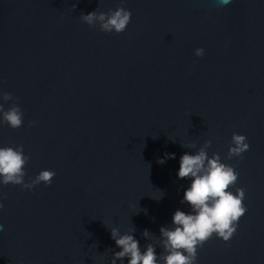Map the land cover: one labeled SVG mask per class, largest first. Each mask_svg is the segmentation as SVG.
<instances>
[{"label": "water", "instance_id": "95a60500", "mask_svg": "<svg viewBox=\"0 0 264 264\" xmlns=\"http://www.w3.org/2000/svg\"><path fill=\"white\" fill-rule=\"evenodd\" d=\"M119 6L132 12L121 33L79 19ZM0 82L24 112L22 127L0 125V146L24 145L26 181L56 172L0 185V264H111V227L135 228L159 258L160 228L191 211L180 158L208 139L239 172L230 190H246L247 212L197 264H264V0H0ZM234 132L250 149L228 159Z\"/></svg>", "mask_w": 264, "mask_h": 264}, {"label": "clouds", "instance_id": "9594fccd", "mask_svg": "<svg viewBox=\"0 0 264 264\" xmlns=\"http://www.w3.org/2000/svg\"><path fill=\"white\" fill-rule=\"evenodd\" d=\"M125 2L126 0H121V5ZM219 2L226 4L229 0ZM75 7L74 4L73 8ZM131 17V10L119 6L107 12L99 11L97 8L87 14L82 13L79 19L90 26L98 25L103 32L121 33L127 29ZM204 54L203 47L195 49L196 56L202 57ZM9 101L12 103L6 108L5 103ZM18 101L19 97H14L11 92L0 87V125L7 124L13 129L23 126L24 112ZM35 123L30 121L29 126ZM211 145L212 140L208 139L195 154L186 152L180 158L178 177L191 180L181 203L186 202L190 205L191 211L177 209L173 216V227L160 228L157 243L163 248V252L159 258L156 243H148L146 251L141 250L139 241L133 235L135 228L122 234L119 228L111 227V238L121 249L114 252L111 264H117L118 260L120 264H124L126 257L128 264H197L198 247H202L213 235L224 241H229L234 236L240 218L247 212V206L244 204L246 190L243 187L236 188L235 192L230 190L237 184L239 172L233 165L223 162L219 152L210 156L208 149ZM187 147L195 145L189 144ZM249 149L247 136L234 132L228 159L243 158V154ZM168 158L174 159L175 153H165V157L158 159V163L164 164ZM29 160L30 156L25 154L23 144L0 146V185H21L24 189H32L41 183L51 185L56 175L51 169H42L34 178L25 180ZM4 198L6 196L0 193V209L4 207ZM0 230H3V224H0ZM143 236L147 239L152 238L147 229L144 230Z\"/></svg>", "mask_w": 264, "mask_h": 264}]
</instances>
